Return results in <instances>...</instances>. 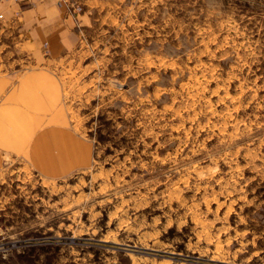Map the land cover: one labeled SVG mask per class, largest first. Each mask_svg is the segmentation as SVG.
Segmentation results:
<instances>
[{"label": "rangeland", "instance_id": "rangeland-1", "mask_svg": "<svg viewBox=\"0 0 264 264\" xmlns=\"http://www.w3.org/2000/svg\"><path fill=\"white\" fill-rule=\"evenodd\" d=\"M63 2L53 51L0 9V76L50 73L91 156L0 166V264H264V0Z\"/></svg>", "mask_w": 264, "mask_h": 264}, {"label": "crops", "instance_id": "crops-1", "mask_svg": "<svg viewBox=\"0 0 264 264\" xmlns=\"http://www.w3.org/2000/svg\"><path fill=\"white\" fill-rule=\"evenodd\" d=\"M10 1L0 0V9L8 15L19 6L21 28L29 29L37 45L45 40L51 51L63 46L72 22L64 0ZM59 100L56 79L44 68L0 76V166L16 158L45 176H58L89 164L91 146L70 130Z\"/></svg>", "mask_w": 264, "mask_h": 264}]
</instances>
